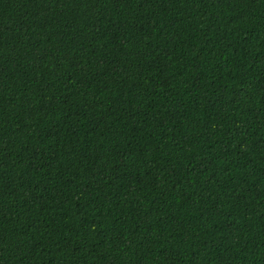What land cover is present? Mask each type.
Here are the masks:
<instances>
[{"label": "trees", "instance_id": "obj_1", "mask_svg": "<svg viewBox=\"0 0 264 264\" xmlns=\"http://www.w3.org/2000/svg\"><path fill=\"white\" fill-rule=\"evenodd\" d=\"M0 264H264V0H0Z\"/></svg>", "mask_w": 264, "mask_h": 264}]
</instances>
